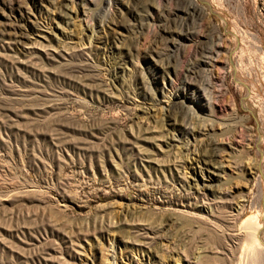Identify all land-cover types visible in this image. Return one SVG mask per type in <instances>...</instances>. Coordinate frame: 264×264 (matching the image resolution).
Here are the masks:
<instances>
[{
    "label": "rangeland",
    "instance_id": "obj_1",
    "mask_svg": "<svg viewBox=\"0 0 264 264\" xmlns=\"http://www.w3.org/2000/svg\"><path fill=\"white\" fill-rule=\"evenodd\" d=\"M72 1L0 0V264H264V0Z\"/></svg>",
    "mask_w": 264,
    "mask_h": 264
},
{
    "label": "bare ground",
    "instance_id": "obj_2",
    "mask_svg": "<svg viewBox=\"0 0 264 264\" xmlns=\"http://www.w3.org/2000/svg\"><path fill=\"white\" fill-rule=\"evenodd\" d=\"M63 1V0H62ZM79 2H82V4L84 5V4H88V3H90V0H78ZM188 2H189V4H191L192 6H196V7H198V5L194 2V0H187ZM71 2H73L72 0H71ZM79 2H76V3H79ZM110 2V1H109ZM61 4V3H60ZM79 5V4H78ZM110 5V4H109ZM108 5V6H109ZM112 5H113V3H112ZM86 6V5H85ZM110 7V6H109ZM200 8V7H199ZM201 9V8H200ZM111 12H112V10H111ZM60 13V12H59ZM189 13V12H188ZM194 16V15H193ZM197 17V16H196ZM87 21H89L88 20V18H87ZM89 22H91V21H89ZM180 22V21H179ZM85 23H87L86 21H85ZM196 24H197V22H196ZM86 25V24H85ZM87 27L89 26V25H86ZM183 26V25H182ZM90 28V27H89ZM88 28V29H89ZM91 29H89V31H90ZM184 32V31H183ZM180 34H182V33H180ZM4 36V35H3ZM6 36V35H5ZM2 38V37H1ZM90 41V40H89ZM196 42V41H195ZM204 41L203 40H201L200 39V42H198L199 44H202ZM174 43V42H173ZM198 44V45H199ZM198 45H196V44H194L193 45V47H194V50H195V48L198 46ZM171 47V46H170ZM212 50V49H211ZM61 52V51H60ZM218 53V52H217ZM50 54V53H49ZM56 54V53H55ZM81 54V53H80ZM203 54H205V53H203ZM52 55V54H51ZM58 56V55H57ZM52 57V56H51ZM196 57V56H195ZM58 58V57H57ZM211 59H209L208 58V60H206V61H201L200 63H197L196 65H195V63L193 64L194 66H192L191 68H189V69H187L188 70V73L189 74H191V75H194V77H199L200 76V74L202 75V73H204V75H205V73L207 72V67H208V65H210L211 64ZM170 64V63H169ZM81 67V66H80ZM165 68V67H164ZM69 69V68H68ZM79 72V71H78ZM187 74V73H186ZM207 74V73H206ZM193 77V76H192ZM201 77V76H200ZM206 77V76H205ZM171 78V77H170ZM210 79V78H209ZM205 80V79H204ZM208 80V79H207ZM210 80H208V82H209ZM217 82V81H216ZM210 83V82H209ZM218 83V82H217ZM221 83V82H220ZM215 84V83H211V85L212 86H215L216 88L217 87H221V84ZM165 84H167V86H169V85H171L172 84V80L171 79H167L166 81H165ZM206 84H208V83H206ZM190 85H191V87H190V89L189 90H192L191 91V94H190V98L194 101L195 99H197L198 97H201V99H202V95L205 97L203 100H204V103H203V106L202 107H204L205 109H207L209 112H212L213 111V98H211L209 95H210V93H209V95L208 94H204V90H203V94H201V92H200V90L198 89V87H196V86H193V84H191L190 83ZM209 85V84H208ZM201 86V85H200ZM223 86V85H222ZM164 89V88H163ZM162 89V90H163ZM205 89V88H204ZM219 89H221V88H219ZM208 90V89H207ZM218 91V90H217ZM206 93V92H205ZM220 93V92H219ZM224 93V92H223ZM221 94V93H220ZM220 94H219V96H220ZM217 95V94H216ZM216 103V102H215ZM176 105V104H175ZM188 111V110H187ZM189 125V124H188ZM191 125V124H190ZM192 127V126H191ZM193 129H194V127H193ZM191 133V132H190ZM249 165V164H248ZM253 215V214H252ZM255 216V215H254ZM254 216H250V215H248V216H246L245 217V219L243 220V222H242V224H243V228H244V230H245V239H244V243H245V245H246V247H248V252H249V256H248V260L247 261H249L248 263H246V264H258L259 263V261H258V257H259V255L261 254V248L259 247V244L257 243V234H258V232H259V226L256 224V222H255V219H254ZM236 234V233H235ZM146 235V234H145ZM148 236V235H147ZM147 236H145V237H147ZM246 250V249H245ZM244 252V251H243ZM246 252V251H245ZM241 256V255H240ZM260 260V259H259ZM239 263V262H238Z\"/></svg>",
    "mask_w": 264,
    "mask_h": 264
},
{
    "label": "water",
    "instance_id": "obj_3",
    "mask_svg": "<svg viewBox=\"0 0 264 264\" xmlns=\"http://www.w3.org/2000/svg\"><path fill=\"white\" fill-rule=\"evenodd\" d=\"M201 3H203V4H205L206 6H207V4H206V2H204V1H200ZM209 10V12L211 13V14H215V13H213L210 9H208ZM240 103H241V101H240Z\"/></svg>",
    "mask_w": 264,
    "mask_h": 264
}]
</instances>
